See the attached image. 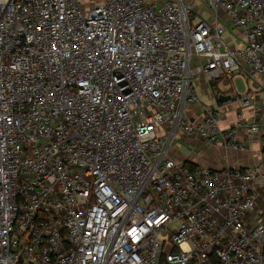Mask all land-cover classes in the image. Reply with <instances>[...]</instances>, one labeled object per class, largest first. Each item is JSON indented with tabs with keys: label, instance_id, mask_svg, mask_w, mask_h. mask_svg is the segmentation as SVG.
I'll use <instances>...</instances> for the list:
<instances>
[{
	"label": "built area",
	"instance_id": "2783aa9c",
	"mask_svg": "<svg viewBox=\"0 0 264 264\" xmlns=\"http://www.w3.org/2000/svg\"><path fill=\"white\" fill-rule=\"evenodd\" d=\"M198 76L254 103L264 0H0V264H264V159L171 153L264 132L222 129Z\"/></svg>",
	"mask_w": 264,
	"mask_h": 264
},
{
	"label": "crops",
	"instance_id": "0c3cea01",
	"mask_svg": "<svg viewBox=\"0 0 264 264\" xmlns=\"http://www.w3.org/2000/svg\"><path fill=\"white\" fill-rule=\"evenodd\" d=\"M197 85H202L203 82L207 83L202 76H198ZM195 80V81H196ZM210 85V93H208V105L221 106V115L219 118L220 127L226 129L235 125L238 122V114H242L243 120L252 121L259 120L264 124V79L257 82H251L250 88L257 92L255 101L252 105L247 107H239L238 103H233L223 106L225 101L219 99L220 95H229L228 88L220 87V84L212 83ZM196 87V84H195ZM229 101V100H227ZM256 106H263L261 113H256ZM193 116H196L200 111L199 106L195 104L191 106ZM237 137L241 141L247 143L246 150H234L226 147L223 144H207L203 140H191L183 137V143L178 144L188 146L186 151L174 153V157L179 160H188L195 166H202L212 169H223L226 167L234 168L240 167L247 169L249 167L258 165L264 159V132L256 135L249 134L244 127L239 128ZM181 151V150H180ZM264 216V185L258 188V199L255 210L252 212L250 223L256 222L259 217Z\"/></svg>",
	"mask_w": 264,
	"mask_h": 264
},
{
	"label": "rangeland",
	"instance_id": "374dc122",
	"mask_svg": "<svg viewBox=\"0 0 264 264\" xmlns=\"http://www.w3.org/2000/svg\"><path fill=\"white\" fill-rule=\"evenodd\" d=\"M195 84H196V91L198 93L200 101L203 103H207L209 101V97H210L208 95V93H210L209 92L210 91V88H209L210 85L208 83H204V82L202 85H197V84H199L198 79L195 81ZM237 84H238L240 90L244 89L243 83L240 80L237 81ZM220 87H225L224 83H220ZM179 142L183 143L182 140H178L177 142L175 141L173 146L171 147V153H176V152H178L177 150H179V152H183V151H186V149H189L188 146H186V145H181L179 147L178 146Z\"/></svg>",
	"mask_w": 264,
	"mask_h": 264
},
{
	"label": "water",
	"instance_id": "95a60500",
	"mask_svg": "<svg viewBox=\"0 0 264 264\" xmlns=\"http://www.w3.org/2000/svg\"><path fill=\"white\" fill-rule=\"evenodd\" d=\"M219 99H220L221 101H227V100H229V99H232V97H231V95H220V96H219Z\"/></svg>",
	"mask_w": 264,
	"mask_h": 264
},
{
	"label": "trees",
	"instance_id": "16d2710c",
	"mask_svg": "<svg viewBox=\"0 0 264 264\" xmlns=\"http://www.w3.org/2000/svg\"><path fill=\"white\" fill-rule=\"evenodd\" d=\"M185 164H186L188 167H190V168H193V167L195 166L192 162H190V161H188V160H185Z\"/></svg>",
	"mask_w": 264,
	"mask_h": 264
}]
</instances>
